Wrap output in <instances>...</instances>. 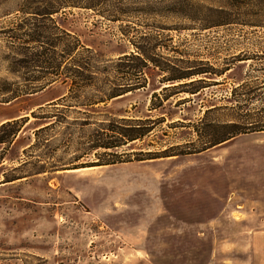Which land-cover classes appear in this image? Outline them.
Segmentation results:
<instances>
[{
	"label": "rangeland",
	"instance_id": "obj_1",
	"mask_svg": "<svg viewBox=\"0 0 264 264\" xmlns=\"http://www.w3.org/2000/svg\"><path fill=\"white\" fill-rule=\"evenodd\" d=\"M169 1L149 0L121 22L80 9L53 16L82 46L78 52L88 50L82 57L91 59L94 85L67 81L31 94L38 86V47L55 33L45 19L42 37L29 41L40 21L33 13L50 0H0V126L28 117L15 140L0 145V264H264V130L202 152L135 160L136 153L198 144L203 124L264 126V0L226 9L236 23L203 31L171 13ZM190 1L211 8L224 2ZM145 34L165 46L162 57L228 71L207 79L195 95L167 92L162 107L152 109L164 87L158 70H150L145 88L86 108V100L126 84L116 60L134 52L131 43L140 45ZM32 113L50 117L53 128L36 136L47 120ZM147 118L164 122L114 151L124 162L51 171L96 162L97 155L111 159L90 150L105 138L104 124Z\"/></svg>",
	"mask_w": 264,
	"mask_h": 264
},
{
	"label": "trees",
	"instance_id": "obj_2",
	"mask_svg": "<svg viewBox=\"0 0 264 264\" xmlns=\"http://www.w3.org/2000/svg\"><path fill=\"white\" fill-rule=\"evenodd\" d=\"M148 1L149 0H50L48 6H44L42 9L38 8V11L33 14L40 19L39 25H35L37 29L36 32H34L35 30L33 29L35 38H31L29 41L42 37L45 32L44 22L46 20H49L53 24L55 33L51 35L52 39L50 42L46 43V45L40 44L38 47L39 50L36 55V61L34 62L36 64L33 66L39 69L38 76L35 79L38 86L31 94L42 92L45 88L52 87L56 84L66 85L67 81H69V85L74 84V86L79 87L81 85L84 88H90L94 85V77L91 73V59L82 57V54L84 52L88 53V50L78 52V49L82 48V46L68 33L59 29L55 22H53V16L60 14L64 9H80L91 10L110 22H121L123 21V17H129V15H133V13L144 11V7L147 5ZM221 1L224 2L219 8L207 7L196 2H191L190 0H170L169 3L166 4V7H169V11L175 13V15L179 14L180 16H186L191 22L199 23V30L203 31L213 27L236 23V21H238L237 19L226 15L228 12L227 10L232 12L239 11L248 9L246 7L249 6L246 2L249 0ZM200 13L203 14L204 19L195 18ZM248 25L254 26L252 24ZM26 36L28 35L26 34ZM68 39L73 41H68ZM140 40V45L135 44V42L131 43L134 52L125 53L116 60L117 71L120 77H123L121 80L126 84L119 86L117 90L108 94H103L99 98L86 100L85 104H83L86 108L96 109L95 106L100 104L106 105L107 102L113 98L145 88V77L150 70H158L161 75L159 83L161 87H164L161 90L164 97L161 98L158 104H152V109L162 107L163 102L167 101L170 97L166 95L167 92L175 91L176 94L185 93L195 95L205 87L198 88L200 85L207 84V79L219 77L228 71V68L216 70L202 61H183L176 59V61H171L158 54V51L165 46L159 43L156 36L150 37L145 34ZM34 41L37 42V40ZM163 60L165 61L163 62ZM238 61H244V59ZM129 62H135V64L132 65L129 64ZM134 79L141 82V84H133L135 85L133 86L131 83H127ZM158 96V94L153 93L152 98L157 99ZM68 97H63L58 100V102L66 101ZM31 116L34 119L47 120L46 124H44L46 125L45 127L35 131L36 136L53 128L52 126L55 122H52L50 117L37 118L33 113ZM27 122L28 117H24L2 124L0 126V132L3 130L8 131L4 133V136L0 137V145L12 143L20 133L22 126ZM163 122V119L152 120L151 118H147L144 120H123L119 125L104 124L101 136H105V138L102 142L98 141V143H92L90 150L95 151L100 149L103 151L102 156H110L111 159L103 160L96 154L98 158L96 162L93 161L85 164L70 162L67 164L54 165L51 171L63 168L72 170L122 163L124 161H122L120 155L114 151L127 143L142 141L154 132L157 125ZM19 124L23 125L19 126ZM262 128H264V126L249 131L246 128V124H203L196 130L198 144L173 145L160 152L136 153L135 155L137 157L135 160L143 161L146 159L176 157L196 153L191 151L202 152L240 134L264 130ZM108 151L112 153H108ZM44 172V170H40V172L37 173ZM10 181H15V179L6 180L5 178V182Z\"/></svg>",
	"mask_w": 264,
	"mask_h": 264
},
{
	"label": "bare ground",
	"instance_id": "obj_3",
	"mask_svg": "<svg viewBox=\"0 0 264 264\" xmlns=\"http://www.w3.org/2000/svg\"><path fill=\"white\" fill-rule=\"evenodd\" d=\"M78 171V170H77Z\"/></svg>",
	"mask_w": 264,
	"mask_h": 264
}]
</instances>
